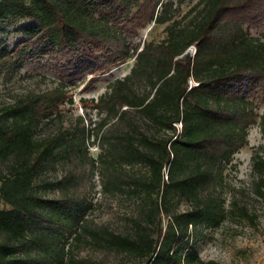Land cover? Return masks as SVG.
<instances>
[{
	"label": "trees",
	"instance_id": "trees-1",
	"mask_svg": "<svg viewBox=\"0 0 264 264\" xmlns=\"http://www.w3.org/2000/svg\"><path fill=\"white\" fill-rule=\"evenodd\" d=\"M11 18L28 22L13 46L0 27V75L38 61L59 79L0 114V264H99L73 254L81 240L144 264H219L194 239L234 215L253 220L225 193L250 128L264 138V0H0V22ZM151 24L164 25L165 37L136 43ZM130 59V72L98 99H81L75 127L38 136L75 103L70 92L87 73L93 83ZM59 164L71 168L42 179ZM87 165L101 168L103 193L136 198L127 231L91 226L94 203L75 171ZM252 173L264 196L258 151ZM48 188L63 195L48 197Z\"/></svg>",
	"mask_w": 264,
	"mask_h": 264
},
{
	"label": "rangeland",
	"instance_id": "rangeland-1",
	"mask_svg": "<svg viewBox=\"0 0 264 264\" xmlns=\"http://www.w3.org/2000/svg\"><path fill=\"white\" fill-rule=\"evenodd\" d=\"M188 9L184 5L183 11ZM27 19H7L0 22V27H6L10 32L9 46H13L20 37L14 31L26 24ZM164 25H148L140 31L136 43L144 41L159 42L165 37ZM134 59L112 69L110 72L98 75L95 82H91L93 75L87 73L83 83L71 90L75 98L73 105L66 104L63 116L38 129V136L53 134L61 124L73 128L79 122V117L85 116V108L81 99H98L107 91L109 82L128 74L134 64ZM59 76L54 74L46 63L38 61L23 64L18 70L8 76L0 75V114L7 105L19 97L29 93H42L53 89L58 83ZM92 83V84H91ZM259 112L264 108V95L258 98ZM92 112L91 116H94ZM249 143L242 147L235 155L233 166L227 171L229 190L225 193L227 204L237 200L245 205L253 220L246 217L232 216L219 227L205 228L203 236L194 239L196 248L204 260H215L219 264H264V196L255 191L257 177L252 173V157L255 152L264 156V138L258 125L249 130ZM99 148L91 146L90 154L96 158ZM71 166L57 165L48 170L42 179L49 181L59 180ZM80 177V193L93 201L94 207L89 215L90 224L95 229L107 226L116 232H125L129 229V217L136 211V198L123 195H112L102 192L104 176L100 167L80 166L75 170ZM48 197H61L63 191L48 188L45 193ZM0 198V208L5 207ZM187 206L183 205V209ZM73 254L80 260H91L99 264H144L141 260L124 255L116 251L100 248L93 242L81 240L74 244Z\"/></svg>",
	"mask_w": 264,
	"mask_h": 264
}]
</instances>
